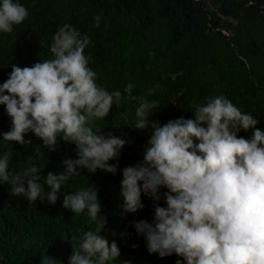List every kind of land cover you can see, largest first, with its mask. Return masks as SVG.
Returning <instances> with one entry per match:
<instances>
[{
  "label": "clouds",
  "instance_id": "1",
  "mask_svg": "<svg viewBox=\"0 0 264 264\" xmlns=\"http://www.w3.org/2000/svg\"><path fill=\"white\" fill-rule=\"evenodd\" d=\"M28 16L21 3L0 0V32L12 33L13 26ZM95 21L99 26L100 18ZM90 43L87 35L65 23L52 38L51 58L39 59L31 67L12 64L8 79L0 84V105L6 106L11 120L10 130L0 133L4 142L25 147L32 144L25 139L31 132L49 152L57 150L58 138L76 145L78 158L64 159L63 170L50 171L46 177L39 175L42 169L32 157L18 171H10L12 153L0 155V181L11 185L12 195L30 203L46 199L55 205L62 186L81 174L78 169L113 175L119 169L120 152L128 141L105 134L97 121L108 117L122 93L97 84L98 74L89 67L91 57L85 55ZM134 87L130 82L124 89L138 101L132 127L149 130L150 136L142 160L122 169L120 207L124 213H136L145 208L142 194L152 201V220L134 225L148 251L161 257L176 255L181 258L176 264H264L260 122L221 94L195 105L194 119L180 117L161 124L151 119L160 102L133 96ZM241 130H251V137L238 136ZM112 160L117 163L110 164ZM98 193L93 185L64 196L63 208L75 215L86 211L97 224L81 239L73 238L69 264H111L120 256L117 243L100 235L107 220L101 215ZM56 260L45 254L41 264Z\"/></svg>",
  "mask_w": 264,
  "mask_h": 264
},
{
  "label": "trees",
  "instance_id": "2",
  "mask_svg": "<svg viewBox=\"0 0 264 264\" xmlns=\"http://www.w3.org/2000/svg\"><path fill=\"white\" fill-rule=\"evenodd\" d=\"M39 1L49 4L54 0ZM208 1L152 0L140 10L141 27L144 26L138 30V37L131 34L127 42H123L120 37H109L101 21L96 26L95 14L63 22L90 38L87 50L95 58L91 61L96 67L94 70L102 66L107 75L105 85L111 92L122 93L119 103L113 105L110 116L118 110L128 115L135 113L138 101L131 100L124 92L133 78L145 83L144 96L149 100H158L163 105L165 93L159 92L154 75L157 58L167 50L174 56L182 72L177 78L182 92L180 99L186 104V110L181 111L182 117L194 119L192 112L195 105H203L207 98L222 94L243 112L251 113L260 122L257 127L264 131V15L259 12L264 7V0ZM121 8L120 3L116 4L117 10ZM160 16L166 19L168 32L164 44H156L152 40V24ZM226 28L232 29V35L225 36L222 33V29ZM103 34L112 45L101 44L100 36ZM37 35L42 36V31ZM51 43L49 41L33 50L22 49L16 44L13 61L19 66L21 61L34 64L39 59H49ZM122 46L125 50L132 48L133 55L126 59ZM100 51H105L106 55H99ZM149 89L153 90L151 95L148 94ZM5 107L0 105V129L10 121ZM108 119L109 115L105 120H100L98 125L105 134L114 135ZM251 134V130H241L238 136L250 138ZM42 143L36 136L32 144L25 147L19 143L0 142V155L12 153L10 171H18L32 157L42 169L39 173L42 177H46L50 171L61 172L64 159L78 158L75 144L58 138L57 150L49 152ZM139 162L137 156L123 148L115 175L102 170L93 174L78 169L81 174L73 176L62 186L55 205L46 199L30 203L25 197L12 195L11 185L0 181V264H41L42 255L45 254L57 259L56 264H69L73 251L71 243L75 242L73 238L81 239L87 231H94L97 224L90 220L86 211L75 215L63 208L64 196L93 185L99 189L101 215L107 220L100 235L110 243L115 241L120 249L119 258L111 264H176V260L181 259L176 255L161 257L159 253H150L145 237L135 229V222L152 220V201L142 194L145 208L136 213H124L120 207L122 169ZM40 183L44 185L45 191L49 190L43 178ZM161 204L163 206V201Z\"/></svg>",
  "mask_w": 264,
  "mask_h": 264
},
{
  "label": "rangeland",
  "instance_id": "3",
  "mask_svg": "<svg viewBox=\"0 0 264 264\" xmlns=\"http://www.w3.org/2000/svg\"><path fill=\"white\" fill-rule=\"evenodd\" d=\"M152 0H54L51 3L40 2L39 0H14L25 6L28 10V18L19 25L13 26L12 33L0 32V84L4 83L12 71V64L16 65L13 61L15 45H19L22 49L33 50L39 46L45 45L47 42L52 41L55 32L59 27L63 26V22L82 19L90 14H95L100 18L103 28L106 29L109 37H120L123 42H127L131 34L138 37V30L142 29L144 24L140 20V10L151 3ZM122 5L121 10L116 9V4ZM141 3H145L141 6ZM206 3H209L206 0ZM250 3V2H249ZM249 3L247 5H249ZM260 14L264 15V7L259 9ZM53 22V25H51ZM236 23V21H234ZM46 28L44 31L43 29ZM153 37L152 40L156 44H164V38L168 36L166 28V19L160 16L153 24ZM42 36H38L41 33ZM232 29H222L225 36L232 35ZM100 42L103 45H112L111 41L105 39V34L100 36ZM124 57L127 59L129 55H133L132 48L125 50L124 46L121 47ZM105 54V51H100L99 55ZM85 55L91 57L89 67L93 70L96 68L91 61L95 58L90 55L88 50H85ZM32 62L21 61L19 67H31ZM156 72L154 75L155 83L159 86V92L164 94V103L157 112L151 117L153 120L159 121L161 124L167 123L169 120L182 117V112L186 110V104L181 101L182 92L177 83L178 76L182 73L174 60L172 54L166 53L157 58ZM98 74L97 84L106 88L105 85L107 78L106 71L102 66H98V70H94ZM135 85L132 94L144 97L145 83L142 80L133 78L129 83ZM114 103L113 105H116ZM182 106L184 107L182 109ZM114 106H112V109ZM111 109V110H112ZM109 124L113 129L114 135L128 141L124 148L130 151L131 154L137 156L140 161L144 146L150 136L149 130H140L132 127L135 124V113H124L116 111L109 114ZM99 121H97L98 124ZM11 120L5 127L0 129V133L10 130ZM33 133H28L25 139L34 140ZM0 142L5 144H14L16 142H4L0 136Z\"/></svg>",
  "mask_w": 264,
  "mask_h": 264
}]
</instances>
